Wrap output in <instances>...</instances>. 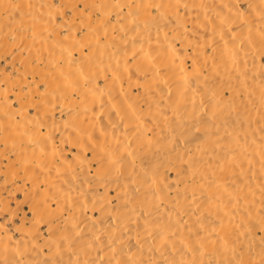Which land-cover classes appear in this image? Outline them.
Instances as JSON below:
<instances>
[{"label": "bare ground", "instance_id": "1", "mask_svg": "<svg viewBox=\"0 0 264 264\" xmlns=\"http://www.w3.org/2000/svg\"><path fill=\"white\" fill-rule=\"evenodd\" d=\"M0 264H264V0H0Z\"/></svg>", "mask_w": 264, "mask_h": 264}]
</instances>
